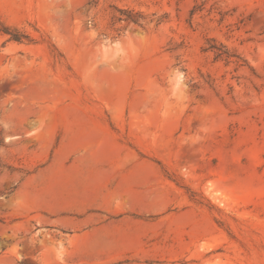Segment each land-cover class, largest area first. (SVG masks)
Listing matches in <instances>:
<instances>
[{
  "label": "rangeland",
  "instance_id": "rangeland-1",
  "mask_svg": "<svg viewBox=\"0 0 264 264\" xmlns=\"http://www.w3.org/2000/svg\"><path fill=\"white\" fill-rule=\"evenodd\" d=\"M0 264H264V0H0Z\"/></svg>",
  "mask_w": 264,
  "mask_h": 264
},
{
  "label": "trees",
  "instance_id": "trees-1",
  "mask_svg": "<svg viewBox=\"0 0 264 264\" xmlns=\"http://www.w3.org/2000/svg\"><path fill=\"white\" fill-rule=\"evenodd\" d=\"M209 49L214 50L216 53V57H222L224 56L226 59H229L230 57H233L234 55L230 54L227 50L223 49L222 46L216 47L214 45H211Z\"/></svg>",
  "mask_w": 264,
  "mask_h": 264
}]
</instances>
